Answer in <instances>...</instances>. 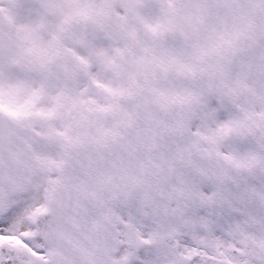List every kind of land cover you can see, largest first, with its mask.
I'll return each instance as SVG.
<instances>
[{
    "label": "snow or ice",
    "instance_id": "snow-or-ice-1",
    "mask_svg": "<svg viewBox=\"0 0 264 264\" xmlns=\"http://www.w3.org/2000/svg\"><path fill=\"white\" fill-rule=\"evenodd\" d=\"M0 264H264V0H0Z\"/></svg>",
    "mask_w": 264,
    "mask_h": 264
}]
</instances>
